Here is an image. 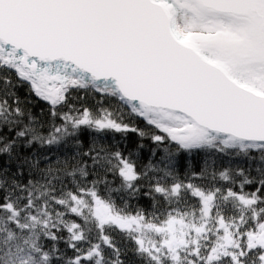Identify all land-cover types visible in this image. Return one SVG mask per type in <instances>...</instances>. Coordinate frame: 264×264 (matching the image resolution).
I'll use <instances>...</instances> for the list:
<instances>
[{
  "label": "snow or ice",
  "instance_id": "snow-or-ice-1",
  "mask_svg": "<svg viewBox=\"0 0 264 264\" xmlns=\"http://www.w3.org/2000/svg\"><path fill=\"white\" fill-rule=\"evenodd\" d=\"M0 264H264V0H0Z\"/></svg>",
  "mask_w": 264,
  "mask_h": 264
},
{
  "label": "trees",
  "instance_id": "trees-1",
  "mask_svg": "<svg viewBox=\"0 0 264 264\" xmlns=\"http://www.w3.org/2000/svg\"><path fill=\"white\" fill-rule=\"evenodd\" d=\"M138 123L140 124L141 127L144 126L142 121H138ZM120 138H121L120 134H115L116 141H119ZM129 138H130V141L136 139V137L132 134H129ZM143 143L147 146V148L142 153H140L139 160L137 161L140 164L147 163V160L149 159L148 149H151L152 147H154V145L152 144L150 140H144ZM201 162H202L201 155H194L191 158H189L187 154H181V156L179 157V172H180L181 177H183L186 172H192V171L198 172L201 167ZM193 182L199 183V181H193ZM140 203L145 206L147 205V201H141ZM115 235H116V239L118 242H120L121 244L125 242L124 238L119 233ZM60 248L64 249L65 245L61 244ZM68 255H72V253L69 251Z\"/></svg>",
  "mask_w": 264,
  "mask_h": 264
}]
</instances>
